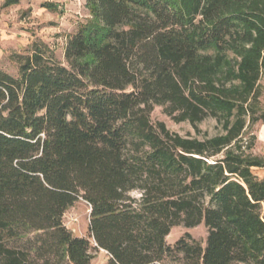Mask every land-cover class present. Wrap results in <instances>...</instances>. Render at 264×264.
<instances>
[{
    "label": "trees",
    "instance_id": "1",
    "mask_svg": "<svg viewBox=\"0 0 264 264\" xmlns=\"http://www.w3.org/2000/svg\"><path fill=\"white\" fill-rule=\"evenodd\" d=\"M85 5L65 65L34 43L17 77L0 70V264H92L93 251L103 264H264V159L250 153L264 0ZM156 106L220 134L181 137L151 121ZM79 200L85 236L62 221ZM201 224L203 244L166 242Z\"/></svg>",
    "mask_w": 264,
    "mask_h": 264
},
{
    "label": "rangeland",
    "instance_id": "2",
    "mask_svg": "<svg viewBox=\"0 0 264 264\" xmlns=\"http://www.w3.org/2000/svg\"><path fill=\"white\" fill-rule=\"evenodd\" d=\"M4 1L0 0V70L13 77L18 74V57L27 55L34 43L43 46L47 53L65 65L63 51L66 39L91 19L85 0H18L16 5L11 6H4ZM44 4L50 5V8L43 7ZM258 87V107L260 111H264V74ZM150 118L152 122L164 123L170 132L181 137L202 139L220 134V127L213 119L203 121L197 126L199 132H195L187 122L172 121L159 106L154 107ZM250 134L254 136L250 153L264 159V123L259 122L253 126ZM248 138L244 137V141ZM253 174L260 179L264 178V168L253 169ZM261 211L264 217V202L261 204ZM88 212L87 204L79 200L66 210L62 221L73 235L85 236ZM186 234L203 244L206 229L202 224L194 228L176 226L171 229L166 242L172 245ZM91 255L92 264H103L106 261L103 251H93Z\"/></svg>",
    "mask_w": 264,
    "mask_h": 264
}]
</instances>
